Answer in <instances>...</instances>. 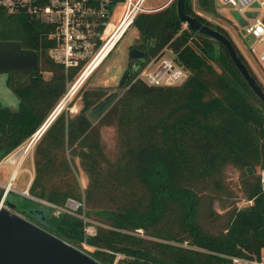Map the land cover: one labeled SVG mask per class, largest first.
Here are the masks:
<instances>
[{
	"label": "trees",
	"instance_id": "obj_1",
	"mask_svg": "<svg viewBox=\"0 0 264 264\" xmlns=\"http://www.w3.org/2000/svg\"><path fill=\"white\" fill-rule=\"evenodd\" d=\"M207 2L197 0L198 7L208 10ZM184 11L230 38L195 12L192 0L184 1ZM133 25L139 37L135 46L148 58L169 50L186 78L175 85H148L136 77L141 64L97 122L87 113L109 96L99 89L82 94V107L73 116L63 111L56 115L36 143L28 193L58 207L72 199L79 202L74 212L59 209L54 214V207L12 191L6 197L26 218L102 264L258 259L264 251V104L222 45L179 20L175 0L138 14ZM45 32L40 21L0 8V39L20 40L39 58L34 71L7 73L6 85L18 104L0 102V160L43 124L65 94L69 78L49 58ZM102 125L114 127L113 151H105ZM247 167H254L253 172ZM78 168L88 179L84 194L74 173ZM232 170L239 172L235 184L226 176ZM2 194L0 187V198ZM38 208L44 210V219L29 214ZM82 216L104 225L96 226L93 235L85 234Z\"/></svg>",
	"mask_w": 264,
	"mask_h": 264
},
{
	"label": "built area",
	"instance_id": "obj_2",
	"mask_svg": "<svg viewBox=\"0 0 264 264\" xmlns=\"http://www.w3.org/2000/svg\"><path fill=\"white\" fill-rule=\"evenodd\" d=\"M144 1L0 0V8L6 13L24 15L29 19L40 21L46 27L44 35L50 43V47L47 49L48 56L52 61L64 67L66 78L70 77L69 70L76 69V75L72 79H66L70 84L64 96L56 104L46 121L27 139L29 140L27 148L32 143L34 144L48 124L65 108L68 99L114 50L138 14L157 10L156 8L143 7ZM216 1L228 9L230 19L238 29L244 28L245 32L257 43H261L262 49L258 56V63L264 67V0ZM118 6L121 8L118 17H116L115 12ZM231 10L241 14L246 20L245 26L241 27L236 22L230 14ZM248 11H255L256 15L248 17L246 16ZM249 51L253 54L255 46L249 47ZM186 76L187 73L174 61L173 57H164V53H162L151 57L141 68L137 78L142 79L148 85L165 86L178 84ZM54 112L55 114L52 116ZM22 148L24 145L18 146L5 160L15 164L19 160L20 152L17 156L14 154ZM15 175L16 173L10 177L6 185L0 183V186L5 188V193L11 189ZM262 177L264 179V171ZM7 185L8 188H6ZM19 193L23 195V193ZM41 203L71 213L79 206L72 199H68L64 207H58L46 201H41ZM83 219L85 220V217ZM135 233L142 235L140 229H136ZM229 258L231 264H264V252L258 259H245L239 256H230Z\"/></svg>",
	"mask_w": 264,
	"mask_h": 264
},
{
	"label": "water",
	"instance_id": "obj_3",
	"mask_svg": "<svg viewBox=\"0 0 264 264\" xmlns=\"http://www.w3.org/2000/svg\"><path fill=\"white\" fill-rule=\"evenodd\" d=\"M175 1L176 13L179 20L184 22L189 30L198 32L222 45L247 86L264 104V90L238 55L235 45L230 38L217 29L200 22L196 17L187 14L184 11L185 0ZM167 3L156 9L164 7ZM217 6L221 7V4L217 3ZM230 14L241 27L246 25V20L237 11L231 10ZM255 15V11L246 12V16L248 17H254ZM129 58L142 59L144 61V51L131 47L129 49ZM38 66L39 58L34 49L23 47L20 40L0 39L1 99L5 100L7 97H13L11 95L13 92L6 85L8 72L12 70L34 71ZM138 68L139 66L131 72H126L121 79L120 85L124 84L130 78L131 73ZM117 98L118 93L112 92L90 109L87 117L92 122H97ZM7 104L3 105L7 106ZM17 104L14 106H17ZM19 152L17 150L14 156H17ZM253 170L254 167H247L248 173L253 172ZM6 196L7 193L4 192L0 199V264H102L87 252L29 220L22 213L11 210V208L15 209L16 205ZM36 200L41 202L39 199ZM76 204L77 206L79 205L78 202ZM42 213H44L42 208L29 211V214H35L37 217L41 216L44 219L45 216L40 215Z\"/></svg>",
	"mask_w": 264,
	"mask_h": 264
},
{
	"label": "rangeland",
	"instance_id": "obj_4",
	"mask_svg": "<svg viewBox=\"0 0 264 264\" xmlns=\"http://www.w3.org/2000/svg\"><path fill=\"white\" fill-rule=\"evenodd\" d=\"M165 1L166 0H145L143 3V7L155 9L161 6L163 3H165ZM196 2L197 0H192V5H193L194 10L196 12H199L200 10H198L197 8L198 6ZM207 7L213 12L211 13V11H207V10L202 11L201 13L205 16L203 17L206 18L211 24L223 27V29L226 31V33L228 34L230 39L233 41L235 46L238 48V50L242 53V55L248 62L249 66L255 73L256 77L258 78V80L264 87V67H261L258 63V56L260 55V52L262 49L261 43H257L249 34L245 32L244 28L238 29L234 24H231L229 21V19L231 18L230 15L227 12H225L223 8L217 6L215 4V0H208ZM120 8L121 6H118V8L116 9V12H115L116 17H118L119 15ZM138 40H139V37H138L137 29L132 24L127 29L123 37L120 39V41L118 42L114 50L108 55V57L102 62V64L92 73V75L89 76L84 81V83L79 87L76 93L70 99H68L65 105V108L62 109V111L65 112L64 114L65 116H73L74 114L79 112V110L82 107L81 97L85 91H88L91 89H99L103 91L105 95H110L112 92H117L118 97L124 92L125 84L121 86L119 84V81H120L122 74L127 69L126 64L128 60L127 59L128 50L131 46L137 44ZM251 46H255V51L253 54L250 53L249 51V47ZM164 57L172 58L173 53H171L169 50H165ZM69 72L71 75L69 79H72L76 75V69L74 70L71 69ZM44 76L47 78L48 74L45 73ZM67 82L68 80L66 81V83ZM69 84L70 83L68 82L67 87L69 86ZM11 95L13 96L12 98L7 97L5 100L1 99L2 96H0V102L2 104L8 103L7 104L8 106L14 107V105L17 104L18 98L13 93H11ZM55 106L53 107V109L55 108ZM53 109L50 111V113L53 111ZM50 113L48 114V116L50 115ZM44 131L42 132V134L44 133ZM100 133H101V140L104 145L105 151L115 150L116 135H115L114 127L111 125L110 126L102 125V127L100 128ZM41 136L34 142V144L32 143L28 148L27 146H28L29 140H26L25 142L21 144V145H24V148L20 150L19 160L15 164H12L5 160L9 157L10 153L7 156H5L2 160H0V183L6 185L11 175L16 173L15 178L12 182L11 189L9 191L15 190L12 192L16 193L17 195H21L19 193L21 192L23 193V195L27 197L30 196L28 193V188L35 174L33 154H34L36 143L39 141ZM67 154H68V151H67ZM74 168L77 171L75 166ZM75 170H74V173L79 183L80 192L84 194L86 191V188L88 187L87 176L85 175V173H83V171H81L80 168H78V172H76ZM238 175H239V172L236 170L227 171V174H226L228 178L227 180H230L233 184H235V182L238 181ZM26 178H28L27 181H26ZM0 187L3 188L2 186ZM4 192H5V188H3V194ZM41 201H44V200H41ZM19 203L27 205V202L21 199ZM214 208L217 211H219V206L217 203L214 204ZM84 209L88 210L86 200L84 201ZM11 210L19 213L14 208H11ZM58 210L59 209H56L55 211H53V213L56 214ZM85 221H87V225L85 227V234H90V235L94 234L96 230V226L104 225L100 220L94 219L93 217H90V216L85 218ZM140 230L142 231V234H143V230L142 229ZM84 247L89 248L87 247V245H84Z\"/></svg>",
	"mask_w": 264,
	"mask_h": 264
},
{
	"label": "flooded vegetation",
	"instance_id": "obj_5",
	"mask_svg": "<svg viewBox=\"0 0 264 264\" xmlns=\"http://www.w3.org/2000/svg\"><path fill=\"white\" fill-rule=\"evenodd\" d=\"M172 0H170L169 1V3L171 2ZM168 3V4H169ZM197 3V2H196ZM217 1L215 0V4L217 5ZM197 6H198V4H197ZM198 8V10H200L199 12H196L195 10V12L198 14V15H200V16H204L201 12L202 11H205L206 9H203V8H199V7H197ZM221 8H223L224 10H225V12H227L228 14H229V11H228V9L227 8H225V7H223V6H221ZM194 9V8H193ZM207 11H211V13L213 12L212 10H210V9H208ZM205 17V16H204ZM206 19V18H205ZM229 21H230V23L231 24H234V22L232 21V19H229ZM228 24V23H227ZM229 25V24H228ZM222 27V26H221ZM223 28V27H222ZM225 28V27H224ZM131 47H134V48H137V49H139L137 46H135V45H133V46H131ZM130 47V48H131ZM129 48V49H130ZM139 50H141V49H139ZM127 64H126V66H127V69L124 71V73L122 74V76H121V78H120V81H119V84H120V82H121V79H122V77L124 76V74L126 73V72H131L132 70H134L135 68H137L138 66H140L141 64H145L148 60H150V58H148L146 55H145V53H144V57H145V60L144 61H142V59H132V58H129V50H128V55H127ZM148 58V59H147ZM144 66V65H143ZM68 83V82H67ZM67 83H66V90H67ZM125 84V83H124ZM124 84H122V85H124ZM121 85V86H122ZM66 90H65V92H66ZM64 96V95H63ZM59 113H61V112H59ZM58 113V114H59ZM52 122V121H51ZM50 122V123H51Z\"/></svg>",
	"mask_w": 264,
	"mask_h": 264
},
{
	"label": "crops",
	"instance_id": "obj_6",
	"mask_svg": "<svg viewBox=\"0 0 264 264\" xmlns=\"http://www.w3.org/2000/svg\"><path fill=\"white\" fill-rule=\"evenodd\" d=\"M166 2H168V0H166V1H165V3H166ZM165 3H163V4H165ZM163 4H162V5H163ZM162 5H161V6H162ZM14 174H15V173H14ZM14 174H13V175H11V176H14ZM263 252H264V251H263ZM263 252H262V253H263Z\"/></svg>",
	"mask_w": 264,
	"mask_h": 264
},
{
	"label": "bare ground",
	"instance_id": "obj_7",
	"mask_svg": "<svg viewBox=\"0 0 264 264\" xmlns=\"http://www.w3.org/2000/svg\"><path fill=\"white\" fill-rule=\"evenodd\" d=\"M55 114V112L52 114V116ZM6 188H8V186H6Z\"/></svg>",
	"mask_w": 264,
	"mask_h": 264
}]
</instances>
